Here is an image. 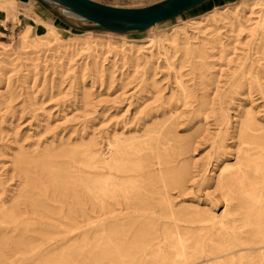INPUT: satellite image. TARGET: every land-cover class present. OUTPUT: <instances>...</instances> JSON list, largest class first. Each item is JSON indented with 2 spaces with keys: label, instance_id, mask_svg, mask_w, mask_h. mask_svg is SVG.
Returning a JSON list of instances; mask_svg holds the SVG:
<instances>
[{
  "label": "bare ground",
  "instance_id": "1",
  "mask_svg": "<svg viewBox=\"0 0 264 264\" xmlns=\"http://www.w3.org/2000/svg\"><path fill=\"white\" fill-rule=\"evenodd\" d=\"M0 10L3 24L19 20L12 0L0 2ZM33 21L38 26L36 37L30 35L33 26L24 25L18 39L20 54L38 55L45 46L71 50L68 55L88 50L93 54L88 69L95 76L106 71L113 76L115 60L111 68L98 60L109 53L121 57L123 65L142 66L148 79L163 66L176 74L181 106L195 98L194 111L204 120L215 111L213 102L206 92L196 97L181 80L173 63L176 54L180 53V65L197 58L208 70L212 63L208 65L207 51L217 46L224 53L229 45L224 42L225 28L227 33L249 30L257 37L256 53L264 59V0L211 12L202 20L194 18L187 26L142 45L93 37L66 40L51 20ZM38 57L29 58L34 67ZM246 59L233 60L228 93L246 86L264 97L263 76L246 77ZM12 61L0 60V65ZM153 86L160 92L156 81ZM179 112L180 107L171 108L139 132L115 131L103 145L93 137L60 157L40 148L19 154L15 165L22 180L9 201L2 197L6 183L0 174V264H264V125L250 106L231 133L230 116L221 109L211 146L216 155L222 154L233 134L236 161L208 179L207 167L195 174L183 157L194 141L178 137L172 127ZM198 175L201 187L214 182L224 206L220 214L207 206L176 202L173 192L185 194ZM52 203L59 208H51ZM16 254L19 259L12 261Z\"/></svg>",
  "mask_w": 264,
  "mask_h": 264
},
{
  "label": "rangeland",
  "instance_id": "2",
  "mask_svg": "<svg viewBox=\"0 0 264 264\" xmlns=\"http://www.w3.org/2000/svg\"><path fill=\"white\" fill-rule=\"evenodd\" d=\"M2 1L5 0H0ZM12 1L18 11L19 20L9 19L3 24L0 10V60H14L0 65V174L6 183V192L2 197L7 201L20 187L22 178L17 171L15 160L23 151L47 149L51 151V155L60 157L93 137L103 145L105 138L115 131L126 134L139 132L146 125L165 116L169 109L180 107L178 117L171 121L172 127L178 137L194 141L193 147L183 157L191 165L193 173L200 174L198 172L207 167L208 179H212L221 167L236 161V139L231 138L233 134L228 136V148L222 154L216 155L211 146L210 138L218 131L215 118L221 109L230 116L231 133L238 123L239 115L250 106L257 119L264 125V97L258 90L252 89L250 93L244 86L238 92L228 93L232 91L229 86L232 83L235 59L248 58L243 66L247 72L246 77L261 73L264 85V59L256 53L254 46L257 37H252L249 30L227 33L224 28V42L229 45L224 53L217 46L207 51L210 57L207 60L208 65L212 63L208 70L197 58L180 65V53H177L176 59L173 60L181 80L195 92V96L200 97L206 92L209 100L213 102L215 111L211 112L207 120L196 115L195 98L181 106L175 84L176 74L163 66L157 68L154 78L148 79L149 74H143L142 66L133 68L129 63L123 65L121 57L109 53L99 55L98 60L106 68H111L115 60V66L111 69L113 76H109L108 71L103 73V76H95L88 69V65L93 61V54L88 50H75L73 56L68 55L71 50L65 52L61 48L56 51L45 46L38 53V61L35 62L37 67L33 66L29 58L38 55L31 51L25 55L18 52V39L25 24L33 26L30 35L36 37L38 26L32 21L35 18L52 17L60 36L66 40L93 37L104 42L117 41L120 45L125 41L142 45L150 39L165 37L179 26H187L194 18L202 20L211 12L230 11L236 6L252 3L253 0L236 1L209 9L206 6L198 7L141 34L97 31L89 34L65 25L50 10L41 16L42 11L47 8L37 0H33L29 5ZM95 1L121 8H141L161 0ZM70 19L72 22H82L77 18ZM227 35H230V41L227 40ZM144 54H148V51ZM154 81L160 92L154 88ZM194 180L188 184L189 189L182 196H179L177 191L173 192L177 197L176 202L179 205L207 206L220 214L224 206L219 199V191L213 188L214 182L209 181L201 187L200 176ZM52 204L51 208H59V204ZM19 256L20 254L13 255L11 260H18Z\"/></svg>",
  "mask_w": 264,
  "mask_h": 264
},
{
  "label": "water",
  "instance_id": "3",
  "mask_svg": "<svg viewBox=\"0 0 264 264\" xmlns=\"http://www.w3.org/2000/svg\"><path fill=\"white\" fill-rule=\"evenodd\" d=\"M65 25L81 31L141 34L192 11L209 0H161L141 8L116 7L95 0H37ZM66 10L83 22H72ZM86 23V24H85Z\"/></svg>",
  "mask_w": 264,
  "mask_h": 264
},
{
  "label": "crops",
  "instance_id": "4",
  "mask_svg": "<svg viewBox=\"0 0 264 264\" xmlns=\"http://www.w3.org/2000/svg\"><path fill=\"white\" fill-rule=\"evenodd\" d=\"M33 0H17V4L19 3L20 5H29L30 2H32ZM236 1H241V0H209L203 4H201L200 6L198 7H202V6H206V8L208 7L211 8V7H218V6H224L226 4H229V3H233V2H236ZM44 7V6H43ZM196 7V8H198ZM45 9V8H44ZM195 9V8H194ZM193 10V9H192ZM46 13H48V9H45L42 11V14L41 16L45 15ZM49 15V14H48ZM51 15V13H50ZM46 19H49L52 21V17H47ZM33 21V20H32ZM53 22V21H52ZM29 24V23H27ZM25 24V25H27ZM31 25V24H30Z\"/></svg>",
  "mask_w": 264,
  "mask_h": 264
}]
</instances>
